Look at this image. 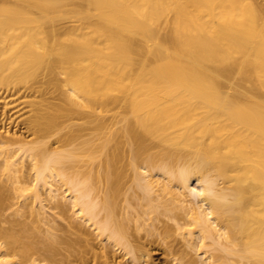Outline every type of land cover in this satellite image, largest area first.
I'll use <instances>...</instances> for the list:
<instances>
[{
  "label": "bare ground",
  "instance_id": "6f19581e",
  "mask_svg": "<svg viewBox=\"0 0 264 264\" xmlns=\"http://www.w3.org/2000/svg\"><path fill=\"white\" fill-rule=\"evenodd\" d=\"M38 62L59 102L21 123L30 140L0 113V203L72 214L49 244L0 228V264H47L54 243L67 264H150L146 235L173 264H264V0H0V91ZM76 152L89 162L67 167Z\"/></svg>",
  "mask_w": 264,
  "mask_h": 264
},
{
  "label": "rangeland",
  "instance_id": "374dc122",
  "mask_svg": "<svg viewBox=\"0 0 264 264\" xmlns=\"http://www.w3.org/2000/svg\"><path fill=\"white\" fill-rule=\"evenodd\" d=\"M33 71H35V74L32 75L26 82L19 85V87L21 88L19 93L15 94L14 91H12L11 93H8V92L3 93L2 91H0V99H4L3 102H0V113H2V111L5 108H7V109L11 108L13 110H11V112H9L10 116L12 115L11 117H13L14 119L17 120V121L15 120L16 123H18V122L20 123V125L18 124V126H17V124H15V126L10 127L11 133H13L14 130H16V133H18V136H24V137L29 136L28 140H30L31 137H30L29 133L26 131L27 129L21 123H23V121L27 120L28 118H30L32 116V113L38 107V104L58 103L59 102L58 98L60 96V93L54 88L53 85L46 83L48 77H46V75H45L46 73L42 71V68H40L39 62L35 65V67L33 68ZM29 87H30V89H28ZM33 88H35L36 90H32ZM1 95H2V97H5V98H1ZM86 121H87L86 119H79V118L74 117L72 123L77 124V125H83L86 128L88 126L86 124ZM0 129H1V127H0ZM1 131H2V129H1ZM91 132L86 131V130L84 131L85 134L91 133ZM96 133H98V132H94V134H96ZM50 140H52V139H50ZM76 155L77 156L75 158L76 159L75 162L67 164V167H75L76 165L78 167L81 165L84 166L85 163L87 161L89 162V160H90L82 152H76ZM21 201H20V199L14 198L13 195H11L8 198H6L2 203H0V228L8 229L11 232H13L14 234H16L17 236H19L20 241L23 244L30 243V242H33V243H35V242L41 243L42 242V243H47V244L52 243L53 242L52 237H50L45 232L48 228L53 229L52 232H54L58 236H65L66 235L69 217L72 214L71 211L67 212L66 216H62L60 214L59 210H57L55 208L53 209L52 206H54L53 205L54 203H50V202L46 201L45 202L46 206L44 208L45 210L41 211L42 213L45 212L46 214L44 213V219H43V222L41 223L40 220L38 221V216H36L35 213H34L35 216L32 215L30 213L31 211L28 210L29 209L28 206L24 205L23 202H22V204H23L24 209H22V211L18 214L15 213V209H17L19 204L21 205ZM26 204H27V202H26ZM39 206H37V204H36L35 207H39ZM19 208H20V206H19ZM21 208H22V205H21ZM142 209H144V208H142ZM142 209L139 208V210L142 212L146 211V207H145L144 211ZM39 210H40V208L35 210V212L37 213V211H39ZM159 210H161L162 212L164 211V209L162 210L161 208ZM161 211H158V215L156 214L158 217L156 215L154 218H153L154 215H152V217L151 216L150 217L152 220H154L155 218H158V220L161 219V222L164 221V223H166L165 221H169V220H167V218L165 219V217L163 219L162 215L160 214ZM159 214L161 217L159 216ZM58 215H61L62 217L58 216ZM144 216L146 217L148 215H144ZM144 216H143V219H145L146 223H147V220H149L150 217H149V219L146 217L147 218L146 219ZM151 219H150V221H148V223L149 222L151 223V221H152ZM153 222L157 226H158V224H160V221L158 222V221L154 220ZM164 223H161L159 226H162V224L164 225ZM170 223L173 224L172 222H170ZM148 227H147V230H150V231H155L153 229H156V228L152 227V230H151L150 228L148 229ZM143 232H141V233H143ZM141 235H143V234H141ZM145 235H143V237ZM146 236L144 238L145 240L142 239L143 241L142 240L141 241H142V244H144V246H145V244H147V246H145V249H147L148 251L150 250L149 253H150L151 257H150V260H148L150 262V264L151 263L152 264H173L171 262V259H173V258L169 255L166 256L167 251L164 253L163 250H165V249H163L162 246H158V243H159L158 240H156L158 242V243H156L155 239H154V242H155L154 243L152 236L147 237L148 239H146ZM72 237H74V236H72ZM148 240L150 242H148ZM151 240H152V242H151ZM144 241H147V243L146 242L143 243ZM180 241H181V238H180ZM181 243H183V241ZM54 244L57 248L56 255L54 257V260H48L47 264H67L68 258L73 260V257H69L70 253L68 251H66L65 245H60L58 243H54ZM95 244H96V247L98 246V248H96V250L100 251L101 249H99V247L102 248V246L105 245V242H101L100 239H96ZM175 244L179 245L180 242H179V244L178 243H175ZM179 247L181 248L180 245H179ZM190 252H191V255L194 254L195 255L194 257L197 258L196 254L193 253L194 251H190ZM41 253L43 255L49 254L48 252H44V250H42ZM116 253L114 254V256H116V257L113 256V258L116 259V260H114L116 262H113L114 264L115 263L119 264L118 262H121V264L122 263L123 264L133 263V262H131V260H129L128 256L127 257L122 256V254L124 255V253L121 252V254H120L118 251H116ZM216 253H218V252H216ZM170 257H171V259L169 260ZM71 264H78V263L76 261H72Z\"/></svg>",
  "mask_w": 264,
  "mask_h": 264
},
{
  "label": "clouds",
  "instance_id": "9594fccd",
  "mask_svg": "<svg viewBox=\"0 0 264 264\" xmlns=\"http://www.w3.org/2000/svg\"><path fill=\"white\" fill-rule=\"evenodd\" d=\"M160 171L162 172V174L167 176L168 179L174 182L183 183L187 181L190 177V170L184 165H177L175 167H171L167 163H164L160 167ZM202 183L204 184L207 190L206 193H202V194H206L210 200H214V201L221 202V203L227 202L226 200L222 199L216 191L218 178H207L206 177L202 181Z\"/></svg>",
  "mask_w": 264,
  "mask_h": 264
}]
</instances>
